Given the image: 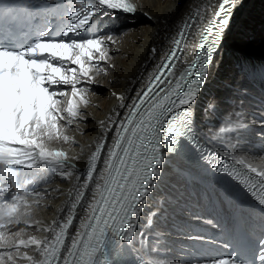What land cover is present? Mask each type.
Segmentation results:
<instances>
[{
  "label": "snow or ice",
  "instance_id": "6c2138e0",
  "mask_svg": "<svg viewBox=\"0 0 264 264\" xmlns=\"http://www.w3.org/2000/svg\"><path fill=\"white\" fill-rule=\"evenodd\" d=\"M244 4L245 0H192L175 33L168 37L167 50H160L159 62L141 80L130 102L125 103L129 100L127 94L113 91L117 108L99 121H93L86 112L92 105L91 85L116 69L112 48H119L124 32L82 39L72 38L73 34L79 35L102 9L107 10L104 15L123 12L134 16L143 12L154 19L145 10L143 0H96L95 7H87L85 0H72L70 6L64 0H45L40 12L30 8L26 0H19L0 10L3 36H12L15 25L22 20L38 16L43 20L38 21L41 27L37 28L41 35L29 46L19 50L0 47V181L8 182L0 189V264H116L105 248L109 237L116 245L129 246L137 264H160L158 258L146 259L145 255L150 241H159L163 236L153 230V224L165 197L161 196L147 215L144 211L149 207V194L164 174V165L170 156L177 155L181 141L190 144L209 168L229 177L264 210V154L256 163L250 155L232 151L245 140L239 136L248 127L243 108L227 112L219 127L198 129L194 124L195 102L235 14ZM73 6L68 17L71 23L60 38H51V25ZM192 41L194 50H189ZM157 56L154 46L151 57ZM244 71L264 80V67L246 66ZM216 107V101L210 100L205 116ZM89 123L95 125L92 131L99 130L100 139L87 153L86 173L77 174L78 162L85 153L83 148L77 153L71 149L79 146L75 133L83 134L80 125ZM109 132L113 133L110 143L106 140ZM215 144L228 147L221 153L212 147ZM102 151L105 155L98 170ZM221 154L241 165V169L234 164H219ZM175 171L188 175L182 168ZM47 172L74 188L67 193L71 201L67 214L50 223L39 218L40 212L50 192L64 193L59 187L37 190L38 175ZM13 190L16 194L9 197ZM78 208H83L84 214L75 233L70 234ZM236 211L242 212L239 206ZM261 217L264 231V215ZM193 219L214 229L222 228L212 219ZM187 238L201 242L208 250L230 247L216 237ZM66 239L70 244L65 243ZM152 251H158V246ZM256 261L264 264V237L258 242ZM164 264L247 262L238 253L213 257L193 251L188 261L165 257Z\"/></svg>",
  "mask_w": 264,
  "mask_h": 264
},
{
  "label": "bare ground",
  "instance_id": "6f19581e",
  "mask_svg": "<svg viewBox=\"0 0 264 264\" xmlns=\"http://www.w3.org/2000/svg\"><path fill=\"white\" fill-rule=\"evenodd\" d=\"M71 2L72 0H64L69 6ZM200 2L201 0H196V3ZM44 3L45 1L37 3L35 11H43ZM190 3L192 0H143L145 10L154 19L143 12L134 16L118 12L104 15L107 10L102 9L79 35L73 34L72 38L82 39L93 35L124 32L119 48L115 46L112 48L116 69L107 77H99L98 84L91 85L92 105L86 109V112L93 121L104 119L114 108H117L118 101L111 94L113 91L127 94L129 100L125 103L130 102L131 97L140 87L141 80L145 79L147 73L159 62L160 50H167L168 37L175 33L176 26L184 17ZM85 5L95 7L96 0H85ZM71 10H74V6L65 12L63 18H57L51 25L53 29L49 34L51 38H60L62 31L71 23L68 18ZM38 21L43 23L39 16L36 24L41 27ZM154 46L158 49V56L155 58L151 57V49ZM194 46L195 41L190 42L189 50H194ZM246 66L264 67V0H245L243 8L236 12L233 26L195 102V121L198 129L219 127L227 112L238 106L242 107L248 127L239 132V136L245 138L244 142L232 151L236 155H250L254 162L260 163L259 157L264 154V136L260 135L264 134V123H261L264 122V80L247 75L244 71ZM210 100H215L217 107L206 117L204 109ZM94 126V123L81 124L80 129L84 130L83 134L75 133L79 146H74L71 151L77 153L83 148L85 153L84 158L78 162L77 167L80 172L77 174L85 173L87 153L95 147L94 142L100 139L99 130L92 131ZM112 135V132L107 134L106 140L109 143ZM232 142L235 143V139ZM64 147L68 148L67 145ZM212 147L222 153L228 145L215 144ZM244 149H247V152ZM104 155L105 151L102 152L98 170L102 167ZM178 168L184 169L188 175L175 171ZM22 171L31 174L27 170ZM83 178L81 175V180ZM37 179L40 181L37 185L38 191L43 192L46 187H59L64 193L61 195L50 192L47 205L40 212L39 218L45 223H50L53 218L59 219L66 215L71 203L67 193L69 190L74 191L73 184L62 181L59 176L51 172L38 175ZM7 184V181H0V189ZM13 194H16L15 190L8 193V196ZM20 194H24L23 189ZM243 195L244 191L238 187H225L214 179L189 169L177 158H168V163L164 165V174L155 190L149 194L147 198L149 207L144 211V215H147L157 206L158 199L161 196L165 197L164 206L153 224V230L163 233V236L159 241L155 238L150 241L145 258L147 259L148 256L158 258L160 264H164L165 257H180L188 261L193 251L199 254L198 247L206 249L201 242L189 240L188 236L216 237V233L218 235L224 233L222 239L227 244V236L231 235L234 229L240 232L247 226L242 231L247 236L256 234L260 238L264 237V231L260 227L264 210L257 204L242 199ZM236 206H239L242 212L238 213ZM83 214V208H78L76 218L69 230L70 234H74L79 227ZM197 216L212 219L216 224L222 225V228L214 229L211 225L193 219ZM67 242L70 244L69 240ZM156 246L158 251H152ZM220 250H222L220 256L226 253V248L223 247H214L209 251H212L211 256L219 257L216 252H221Z\"/></svg>",
  "mask_w": 264,
  "mask_h": 264
},
{
  "label": "rangeland",
  "instance_id": "374dc122",
  "mask_svg": "<svg viewBox=\"0 0 264 264\" xmlns=\"http://www.w3.org/2000/svg\"><path fill=\"white\" fill-rule=\"evenodd\" d=\"M180 13H181V11H180ZM130 17H132V16H130ZM259 234H261V233L259 232ZM219 236H221V238ZM222 236H224V233H221V235H218L216 233V237L219 238L222 241V243H224V240L222 239ZM197 251L199 252V254H205V255H210V256L212 255V251H209L208 249H204V248L198 247ZM220 251L221 252H216V254L219 255V256L222 254V250H220Z\"/></svg>",
  "mask_w": 264,
  "mask_h": 264
}]
</instances>
